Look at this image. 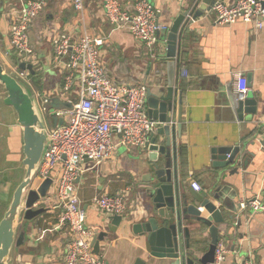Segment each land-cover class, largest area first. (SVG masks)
<instances>
[{
  "label": "crops",
  "instance_id": "obj_1",
  "mask_svg": "<svg viewBox=\"0 0 264 264\" xmlns=\"http://www.w3.org/2000/svg\"><path fill=\"white\" fill-rule=\"evenodd\" d=\"M22 1H4L0 8V61L5 67L2 52L7 57L5 47L10 21L5 13L19 8ZM119 1L123 8L132 10L136 0ZM149 1L157 21L168 27L189 2L184 0L181 5V0ZM84 3V22L81 23L69 0H46L44 10L28 29L36 55L32 61L33 69L36 68L41 76L40 94L49 99L57 96L61 89V73L65 68L54 56L53 37L65 32L79 37L82 30L105 37L100 60L113 80L141 83L151 89L157 85L165 86V44L159 42L148 49L127 29L112 28L99 0H84ZM213 19L214 12L210 10L189 20L179 40L174 60L175 81L182 99V127L176 140L177 147L170 148L175 157L173 171L178 168L176 179L190 196L189 202L192 192L208 195L216 184L229 199L230 210L224 213L227 220L219 225L218 232L228 250L224 264H264V213L252 211L250 207L242 211L236 208L241 200L257 198L264 203V26L255 29L241 21L215 25ZM238 74L245 76L248 91L253 92L258 101L257 114L245 121H239L232 105L239 95L236 89ZM32 88L38 91L33 85ZM76 96L74 92L73 97ZM21 137L22 129L11 107H0V215L24 170ZM8 139L14 141V147H5L4 141ZM251 141L254 143L249 144ZM241 143L246 144L247 154L237 157L234 166L217 172L211 167V149ZM119 148L109 160L93 168L91 163L85 162L88 170L79 180L86 225L91 228L101 225V231L107 234L99 242L98 256L105 264H170V259L151 256L132 231V225L147 215L146 200L140 189L147 170L139 165L146 159V151L137 148L120 151ZM6 150L16 158L11 168L5 164ZM35 184L36 181L33 188ZM193 184L200 188L197 190ZM126 187L131 188L129 201L134 204L122 217L117 232L111 233L106 228L110 217L91 207L89 199L112 195ZM40 206L44 207L42 213L30 221H22L26 223L25 237L13 248L11 264H60L63 261L69 238L68 225L60 219L61 210L56 200L42 202ZM208 243L207 229L201 227L196 232V224H193L190 247L203 252Z\"/></svg>",
  "mask_w": 264,
  "mask_h": 264
},
{
  "label": "built area",
  "instance_id": "obj_2",
  "mask_svg": "<svg viewBox=\"0 0 264 264\" xmlns=\"http://www.w3.org/2000/svg\"><path fill=\"white\" fill-rule=\"evenodd\" d=\"M69 1L83 23L84 0ZM99 2L106 21L112 28L127 29L148 49L159 42L164 43L163 36L168 31V26L157 21L149 0H136L132 10L123 8L119 0ZM45 6L46 0H23L19 8L9 9L5 13L10 19L9 42L21 57L20 61L32 63L24 59L34 55L28 29ZM211 10L214 12L215 25L241 21L251 24L255 29L264 26V0H215ZM187 17L188 20H193L190 14ZM105 40V37L92 35L87 30H82L79 37L65 32L52 40L54 56L65 68L64 84L57 96L70 103L71 107L57 112L64 119L62 123H57L50 129L45 125L49 145L34 179V188L46 178H51L55 191L51 197L47 192L34 206L56 200L60 207V219L69 228V238L60 264H105L92 251L95 232L86 225V210L79 196L80 177L88 170L84 163H91L93 168L109 160L120 146L146 151L151 132L162 125L147 115L145 84L117 82L108 76L100 60V49ZM14 72L30 87L43 117L45 109L38 102L42 95L32 88L29 73L17 67ZM236 89L239 95L248 91L244 75L236 76ZM74 92L76 97H73ZM43 101L48 99L44 97ZM177 170L175 168L176 176ZM193 186L197 190L200 188L196 184ZM130 192L131 188L126 187L112 195L93 196L89 203L104 216L122 218L131 211L134 204L129 201ZM247 207L264 213V203L257 198L241 200L236 208L242 211ZM227 252L224 239L219 238L213 264H224Z\"/></svg>",
  "mask_w": 264,
  "mask_h": 264
},
{
  "label": "water",
  "instance_id": "obj_3",
  "mask_svg": "<svg viewBox=\"0 0 264 264\" xmlns=\"http://www.w3.org/2000/svg\"><path fill=\"white\" fill-rule=\"evenodd\" d=\"M183 1L181 0V5ZM188 1L186 7L172 19L163 36L166 47V85H157L153 89L147 87L146 90L147 115L162 125L151 132L146 159L142 164L139 163L141 168L147 170L146 177L141 180L143 184L140 185L146 200L147 215L132 225V231L141 239L151 256L170 259V264H213L219 225L227 220L224 213L230 207L229 199L216 184L208 195L192 192L189 202L190 196L177 182L176 171H173L175 157L173 150H170L171 147H177L176 140L182 127V99L175 81L174 60L181 33L189 21L188 14L196 19L210 11L215 0ZM17 68L27 70L29 74L35 72L33 64L24 61L18 62ZM246 84H249L247 79ZM49 101L55 106L66 109L71 107L70 103L58 99V96L49 98L47 102ZM232 105L239 121L251 119L257 114L258 101L253 92L239 95ZM5 106L11 107L16 115V122L22 129L21 164L24 169L0 215V264H11L13 248L24 240L25 222L44 211V207L37 208L34 204L46 195L52 179L46 178L33 188V181L49 145L48 134L30 87L15 72L7 70L0 61V107ZM63 120L57 112L51 116L53 125L62 123ZM253 143L251 141L249 144ZM246 147L245 143H241L211 149V167L217 172L234 166L237 157L242 158L247 154ZM246 159L243 161L244 165ZM229 218L231 219L230 215ZM121 220V216L109 218L108 224L106 223L108 231L116 233L122 224ZM193 224H196V232L201 227L208 231L209 243L203 252L197 247L192 249L189 245L190 227ZM92 229L95 232L92 251L98 255L99 242L107 234L101 231V225Z\"/></svg>",
  "mask_w": 264,
  "mask_h": 264
},
{
  "label": "rangeland",
  "instance_id": "obj_4",
  "mask_svg": "<svg viewBox=\"0 0 264 264\" xmlns=\"http://www.w3.org/2000/svg\"><path fill=\"white\" fill-rule=\"evenodd\" d=\"M4 1H8V0H0V8H3ZM38 16L32 21V23L38 18ZM2 55L4 57L3 62L7 66L6 69L9 70V71L14 72L16 70V67L14 66V64H12L9 61V59L6 57V55L4 56L3 52H2ZM35 58H36L35 54L32 55L31 57L30 56L24 57V59L27 60V61H34ZM8 66H11V67L9 68ZM43 99H44V96L42 95L41 97L38 98V102H39V105L41 107H44V109H45V111L43 113V117H44V119L46 121L47 128L50 129L51 126H52L51 116H53L55 112L65 110V108L63 106H55L50 101L49 102H47V101L44 102ZM58 99H60V98L58 97ZM58 102H59V100H58ZM13 143H14V141L11 140V139H8V140L4 141V145H5L6 148L14 147ZM118 150L126 151L128 149L125 146H120V148ZM129 150H135V149L130 148ZM12 156L13 155H11L10 152H8L7 150L5 151V164H7V166L10 167V168L16 162L15 156H13V157ZM9 173L11 174L12 170H10ZM79 189H80V187H79ZM54 191H55V186L52 184L50 189H49V191H48V196L51 197L52 194L54 193Z\"/></svg>",
  "mask_w": 264,
  "mask_h": 264
},
{
  "label": "trees",
  "instance_id": "obj_5",
  "mask_svg": "<svg viewBox=\"0 0 264 264\" xmlns=\"http://www.w3.org/2000/svg\"><path fill=\"white\" fill-rule=\"evenodd\" d=\"M2 16H4L3 13H2ZM5 48H6L7 57L14 64V66L17 67V63L20 62L21 57L17 55L16 50L10 45L9 38H8V44L6 45ZM64 76H65V70H63V72L61 73V80H60L61 87L60 88L63 87ZM28 77H29L30 83L34 86V88L37 89L39 93H42L41 76L39 72L36 70V68H35V73L33 75L29 74Z\"/></svg>",
  "mask_w": 264,
  "mask_h": 264
},
{
  "label": "flooded vegetation",
  "instance_id": "obj_6",
  "mask_svg": "<svg viewBox=\"0 0 264 264\" xmlns=\"http://www.w3.org/2000/svg\"><path fill=\"white\" fill-rule=\"evenodd\" d=\"M205 248H206V247H205ZM205 250H206V249H205ZM205 250H204V251H205Z\"/></svg>",
  "mask_w": 264,
  "mask_h": 264
}]
</instances>
